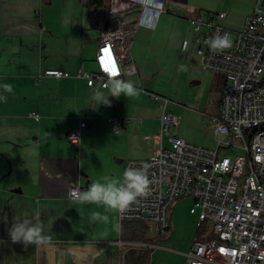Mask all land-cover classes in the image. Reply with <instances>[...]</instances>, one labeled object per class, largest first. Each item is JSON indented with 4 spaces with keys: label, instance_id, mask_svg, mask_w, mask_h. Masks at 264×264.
Wrapping results in <instances>:
<instances>
[{
    "label": "crops",
    "instance_id": "0c3cea01",
    "mask_svg": "<svg viewBox=\"0 0 264 264\" xmlns=\"http://www.w3.org/2000/svg\"><path fill=\"white\" fill-rule=\"evenodd\" d=\"M111 1L103 0L102 12L88 0H0V95L7 96L0 101V264H138L141 254L151 264L147 230L129 238L120 219V230L114 229L111 213L107 224L90 223V212L103 213V208L73 204L68 189L79 184L85 190L105 175L118 177L128 159L147 158L156 150L163 109L153 93L166 97L171 111L174 97L179 104L194 101L206 108L209 122L221 114L225 77L219 85L218 73L205 68L197 53L183 55L182 43L192 39L190 19L201 12L225 10V24L242 29L254 0H166L154 28L147 19L136 25L140 7L124 9L127 47L120 45L117 54L123 66L133 61L136 70L120 79L133 81L142 94L109 97L111 106H98L90 100L94 89L86 79L42 71L61 68L74 75L98 69ZM182 64L187 71L180 70ZM4 84L13 92L5 93ZM31 111L41 119L29 116ZM82 120L87 126L76 145L69 134ZM164 145H169L168 135ZM25 218L43 225L48 244L25 247L11 241L8 230ZM161 235L155 238H168Z\"/></svg>",
    "mask_w": 264,
    "mask_h": 264
},
{
    "label": "built area",
    "instance_id": "2783aa9c",
    "mask_svg": "<svg viewBox=\"0 0 264 264\" xmlns=\"http://www.w3.org/2000/svg\"><path fill=\"white\" fill-rule=\"evenodd\" d=\"M165 2L112 0L111 20L101 35L96 55L98 69H80L73 75L61 68H47L42 74L84 78L95 89L107 81L113 67L119 78L124 72L135 71L133 61L123 66L117 54L120 45L127 47L125 28L128 23L120 13L138 6L136 25H143L147 19L154 28L165 10ZM226 18L225 10L197 14L190 19L192 39L182 43L183 55L197 53L205 68L226 79L221 114L214 118L212 127L216 148L174 135L172 128L180 118L166 110L167 98L153 93L156 100L164 99L160 104L162 123L155 135L158 146L149 157L128 159L125 163V169L148 165L150 194L138 198L119 219L121 223H146L147 233H153L154 237L165 233L169 237L174 207L180 199L190 197L193 199L190 212L197 216L199 239L187 253L189 264H264V131H255V124H264V0H254L253 12L246 16L240 30L229 28ZM225 32L230 34L233 46L212 52L204 41ZM29 116L35 120L42 117L38 111L29 112ZM113 122L117 125L120 119L115 118ZM86 126L87 122L82 120L69 134L74 144H80ZM165 135H168V146L164 145ZM234 148L240 152L221 153L223 149ZM70 187L80 188V185ZM145 245L153 249L157 242L147 241Z\"/></svg>",
    "mask_w": 264,
    "mask_h": 264
},
{
    "label": "clouds",
    "instance_id": "9594fccd",
    "mask_svg": "<svg viewBox=\"0 0 264 264\" xmlns=\"http://www.w3.org/2000/svg\"><path fill=\"white\" fill-rule=\"evenodd\" d=\"M204 43L212 52H222L233 46L231 36L226 32L223 35L217 33ZM184 50H187V42H185ZM180 70L187 71L188 69L182 64ZM2 88L5 93L13 92L10 84H4ZM141 94L142 89L138 88L133 81L120 79L118 73H111L106 82L94 89L90 100L98 106H111L109 97L119 99L123 95L129 99L139 98ZM6 100V95H0V101L6 102ZM147 168V164L139 168L128 167L118 177L105 175L92 181L85 190L79 187H69L67 195L73 204L95 205L97 208H103V213L96 210L90 212V223L107 224L110 222L107 213H111L114 229L118 232L120 230V224L117 222L119 217L125 214L138 198H146L150 194L151 181ZM8 235L13 243H22L25 247L45 245L50 242V236L45 235L43 225L27 218L14 221L8 230Z\"/></svg>",
    "mask_w": 264,
    "mask_h": 264
},
{
    "label": "rangeland",
    "instance_id": "374dc122",
    "mask_svg": "<svg viewBox=\"0 0 264 264\" xmlns=\"http://www.w3.org/2000/svg\"><path fill=\"white\" fill-rule=\"evenodd\" d=\"M216 1V0H214ZM219 75V85L223 84L224 77ZM222 77V78H221ZM166 98V97H164ZM161 103L164 99L160 100ZM178 99L172 97L167 111L179 116V122L173 127L174 133L182 135L188 142L214 147L216 143L215 134L212 130L214 119L209 122L204 119L203 112L205 109L199 107L197 102L190 104H179ZM169 105V103H168ZM219 115L214 116L217 118ZM209 122V123H208ZM228 153H239V149L228 150ZM176 212L173 218V234L166 238L161 235L158 239L153 233H147V241L157 242V246L150 251L151 264H189L187 253L194 242L199 239V227L197 225V216L190 213L193 205V199L185 197L180 199L176 204ZM162 238V239H161Z\"/></svg>",
    "mask_w": 264,
    "mask_h": 264
},
{
    "label": "trees",
    "instance_id": "16d2710c",
    "mask_svg": "<svg viewBox=\"0 0 264 264\" xmlns=\"http://www.w3.org/2000/svg\"><path fill=\"white\" fill-rule=\"evenodd\" d=\"M89 4L97 11H104L103 0H88ZM257 127H255V131ZM129 238L138 239L146 232L148 226L143 222L124 221L122 222Z\"/></svg>",
    "mask_w": 264,
    "mask_h": 264
},
{
    "label": "flooded vegetation",
    "instance_id": "af4514ba",
    "mask_svg": "<svg viewBox=\"0 0 264 264\" xmlns=\"http://www.w3.org/2000/svg\"><path fill=\"white\" fill-rule=\"evenodd\" d=\"M137 262L138 264H149V256L146 254H141Z\"/></svg>",
    "mask_w": 264,
    "mask_h": 264
},
{
    "label": "bare ground",
    "instance_id": "6f19581e",
    "mask_svg": "<svg viewBox=\"0 0 264 264\" xmlns=\"http://www.w3.org/2000/svg\"><path fill=\"white\" fill-rule=\"evenodd\" d=\"M256 131H264V124H255Z\"/></svg>",
    "mask_w": 264,
    "mask_h": 264
},
{
    "label": "snow or ice",
    "instance_id": "6c2138e0",
    "mask_svg": "<svg viewBox=\"0 0 264 264\" xmlns=\"http://www.w3.org/2000/svg\"><path fill=\"white\" fill-rule=\"evenodd\" d=\"M112 73L115 74V68L114 67L112 69ZM221 251H223V249Z\"/></svg>",
    "mask_w": 264,
    "mask_h": 264
},
{
    "label": "water",
    "instance_id": "95a60500",
    "mask_svg": "<svg viewBox=\"0 0 264 264\" xmlns=\"http://www.w3.org/2000/svg\"><path fill=\"white\" fill-rule=\"evenodd\" d=\"M106 27H107V24H106Z\"/></svg>",
    "mask_w": 264,
    "mask_h": 264
}]
</instances>
